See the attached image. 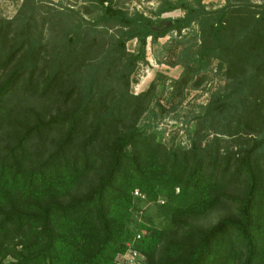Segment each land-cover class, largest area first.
I'll use <instances>...</instances> for the list:
<instances>
[{
  "label": "trees",
  "instance_id": "1",
  "mask_svg": "<svg viewBox=\"0 0 264 264\" xmlns=\"http://www.w3.org/2000/svg\"><path fill=\"white\" fill-rule=\"evenodd\" d=\"M83 1L23 0L0 18V264H116L141 230L143 264H264V3L160 0L152 17ZM172 31L179 52L163 47L183 67L176 93L214 61L225 76L186 144L141 125L157 117L154 82L130 90L148 39ZM159 200L164 227L135 221ZM216 210L215 224H199Z\"/></svg>",
  "mask_w": 264,
  "mask_h": 264
},
{
  "label": "rangeland",
  "instance_id": "2",
  "mask_svg": "<svg viewBox=\"0 0 264 264\" xmlns=\"http://www.w3.org/2000/svg\"><path fill=\"white\" fill-rule=\"evenodd\" d=\"M23 0H0V18H13L22 5ZM43 6L54 8H65L82 10L85 3L83 0H39ZM160 0H117V4L123 9L134 13L135 11L143 12L145 15L156 17L153 13L159 5ZM259 4L264 0H253ZM208 9L221 7L226 0H204ZM182 15L180 10L165 13L162 19L176 18ZM88 17V16H86ZM197 30V25L192 28L183 30L182 36L190 37ZM50 35V34H48ZM181 38L176 31L170 32L167 36L160 38L157 43H152L151 38L148 39L147 45V62L137 64L135 71L131 77L130 90L134 94L147 90L151 83L154 82L157 88V98L152 106L156 107L157 117H153L147 113L141 119V125L147 122L154 123L155 129L160 133L163 141L169 144H186L189 143V130L194 122V117L200 112L201 106L205 105L213 91L224 85L225 76L223 72L216 70L217 61H214L210 67L201 72L205 74V78L200 82L199 86H193L190 82L184 90H178L176 93L175 81L180 78L183 67L173 65L175 61L174 52L165 51L163 45L167 42L170 48L179 52L177 46L173 45L175 39ZM185 40V38L183 39ZM188 38L186 39V41ZM130 52L138 49L136 39L127 43ZM33 103L42 104L43 100H33ZM142 211V212H141ZM224 210H216L208 217L199 220V224L209 227L215 224L224 214ZM135 221H145L146 218L152 221V224L158 227L166 225V214L164 206L159 203L144 204L141 210L134 213Z\"/></svg>",
  "mask_w": 264,
  "mask_h": 264
},
{
  "label": "built area",
  "instance_id": "3",
  "mask_svg": "<svg viewBox=\"0 0 264 264\" xmlns=\"http://www.w3.org/2000/svg\"><path fill=\"white\" fill-rule=\"evenodd\" d=\"M135 195L145 198V195L141 194L138 190L135 191ZM164 200H159L158 203L164 204ZM146 234L145 230H141L131 240L127 246L128 249L119 254L116 258V264H143L145 262L144 255L136 248V243Z\"/></svg>",
  "mask_w": 264,
  "mask_h": 264
},
{
  "label": "water",
  "instance_id": "4",
  "mask_svg": "<svg viewBox=\"0 0 264 264\" xmlns=\"http://www.w3.org/2000/svg\"><path fill=\"white\" fill-rule=\"evenodd\" d=\"M160 25H163L164 28H168L173 24V20L167 21V20H162L160 23Z\"/></svg>",
  "mask_w": 264,
  "mask_h": 264
}]
</instances>
